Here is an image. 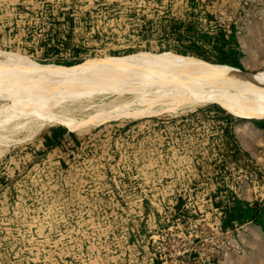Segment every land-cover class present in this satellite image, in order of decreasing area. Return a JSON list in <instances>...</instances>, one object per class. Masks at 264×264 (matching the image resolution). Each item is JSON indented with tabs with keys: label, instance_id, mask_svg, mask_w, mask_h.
I'll list each match as a JSON object with an SVG mask.
<instances>
[{
	"label": "rangeland",
	"instance_id": "rangeland-1",
	"mask_svg": "<svg viewBox=\"0 0 264 264\" xmlns=\"http://www.w3.org/2000/svg\"><path fill=\"white\" fill-rule=\"evenodd\" d=\"M245 41L264 44V0H0V60L12 64L0 73L28 59L113 69L145 54L253 71ZM122 72L92 83L114 85L99 107L71 111L80 133L37 116L0 140V264H264V119L169 104L175 76ZM73 83L54 98L38 83L2 89L0 120L31 95L60 113L85 94Z\"/></svg>",
	"mask_w": 264,
	"mask_h": 264
},
{
	"label": "bare ground",
	"instance_id": "bare-ground-1",
	"mask_svg": "<svg viewBox=\"0 0 264 264\" xmlns=\"http://www.w3.org/2000/svg\"><path fill=\"white\" fill-rule=\"evenodd\" d=\"M243 45H245L247 47L249 61H251L252 64H255L257 66L256 70L245 71V70H242L241 68H238L236 66H232L229 64H214V63L207 62L204 60H198V59L187 58V57H182V56H161V55H153V54H145L142 58H139V60H137V61H132V62L125 64V65L124 64L117 65L113 69H108L105 66L91 65L88 63H86V64L84 63V64H80V65H76V66H71V67L59 66V65H55V64L41 65V64L35 63L33 61L31 62L28 59V62L26 63V65L30 64L31 65L30 69L15 68L13 71H11L9 69L10 71H8V72L0 73V90H1L0 93H2V89L7 90V91L5 90V93L6 92L8 93L9 89H11V91H9L10 93L16 92L18 90V88L20 87V86L18 87L16 85L17 83H23V85H25L24 83H26L25 87L27 85H34L35 86L38 83L39 89H37V90H39V91L44 90L48 86L49 90L47 93L50 95H54L53 96V98H54V97H58L57 93H58L59 89L61 88V86L67 85L66 83H68V85H71V83H72V85H73L74 84L73 82H75V83H80V84L85 85L84 86L85 94H81L79 96H77V94H75V96L72 94L75 98L70 99V100L67 99V100H69V102H64L65 100L64 101L62 100V102H64L61 104L62 110L60 113H57V114L53 113L52 110L50 111V109H48L50 107L48 105V101H50L51 98L49 100L46 98L48 101L44 102V103H47L45 106H47V105L49 106L46 108H45L43 103L42 104H39V102L37 103V101L40 100V98L37 100L35 96H34L35 98L34 97L32 98V95H31V97L29 96L28 99L27 98H22L23 100L18 99L17 102L13 106V107H17V108L19 107L17 110H14L12 105H10L12 107V109L14 110L13 112H15L14 118H13V115L11 113L13 119L11 118L12 120H10V117H9L8 118L9 122H7L8 119L4 120L1 118V120H0V140L3 141L5 139H7L8 134H12L21 125L23 126L24 125L23 121H34L36 119H39L38 117H43V116H44V118H45V116L47 117L48 120L47 119L46 120L48 121V123L64 125V127L66 126L70 130L77 131L78 133H80L82 131L81 127L83 125H81V123L78 121V119H76L73 115L70 114L71 111H74V110L82 111V110H86V109L92 110V108L99 107V105L97 103H94V101H96L102 97L107 96L111 91L110 90H107V92L104 91L108 88V86H109L108 84H107L108 85L107 88L102 85L103 88H106V89L102 88V90L104 92H101L102 90L99 91L98 90L99 88L96 87L97 88L96 89L95 86L93 85V84H96L94 82L99 79L98 78L99 75L104 76V75L111 74V73L117 74V72H122V71L127 72V74L131 75V76L135 75V76L140 77V75H141L144 77L146 75L144 78L142 77V79L148 78L147 76H150V75H158V74L167 75L170 73V74H172V76H175L174 82H176V83L174 84V82H173V84H174L173 88L168 89L169 90L168 93L165 92L167 100L172 101L169 104H173V103L178 104V103H183V102H189L191 107H195L196 105H199L202 103H211V102L221 103L227 107L232 108L236 113H238L240 116H242L244 118H247V119H264V66H262V63H264V44H262V43L257 44L256 42L255 43L254 42L247 43L245 41L243 43ZM1 53H3V51ZM4 57H6V55ZM17 57H15V58H17ZM5 60H7V59L5 58ZM26 60H27V58H26ZM26 60H24V61H26ZM21 62H23V61H21ZM8 63H10V61L6 62V61L0 60L1 66L4 65V67H5V65H7ZM12 63H13V66H16V64H17L15 61H13ZM1 66H0V68H1ZM21 67H22V63H21ZM7 68H10V67H7ZM122 73H120V75ZM112 74L109 75V77H111V76L114 77L115 74L114 75H112ZM126 75H123L124 79H125V77L127 78ZM139 77H137V79ZM169 77H171V76H169ZM135 78L136 77H134V79ZM110 79H112V78H110ZM119 79H120V77H119ZM107 80H109V79H107ZM165 80H164V83H162V84H166V83L169 84V82H168L169 79H168V81H165ZM170 80H172V79H170ZM111 81H113V80H111ZM114 81H115V79H114ZM159 81H158V83H159ZM35 82H37V83L35 84ZM118 82L120 83L119 80H118ZM111 83H109L110 86L114 87V85ZM133 83H134V81H133ZM171 83H172V81H171ZM156 84H157V82H156ZM23 85H21V88ZM118 85H120V84H118ZM118 85L117 86L115 85V86L118 87ZM129 85H134V84H129ZM129 85H127V86H129ZM144 85L142 86L143 89H144ZM78 86L79 85H77V87ZM81 86L83 87V85H81ZM92 86H94L95 91H89L90 89H92ZM121 86H126V85H121ZM36 87L37 86H35V88ZM82 87H80V88H82ZM162 87H160V89ZM28 88H31V87H28ZM69 88L72 89L73 87H69ZM112 88H109V89H112ZM145 88H147V86ZM65 89L67 90L66 87H65ZM77 89L80 90L79 87ZM77 89H74V91ZM120 89H122V88L120 87ZM127 89H128V87H127ZM136 90L138 91V89H136ZM70 91L72 92V90H70ZM28 92H27V94H28ZM64 92L66 93V91H64ZM154 92H155V90H154ZM10 93H8V94H10ZM142 93H143V91H142ZM8 94L6 96H8ZM20 94H21V92H20ZM25 94L26 93L24 92L23 96ZM35 94H37V93H35ZM61 94H62V91H61ZM78 94H80V93H78ZM146 94H147V92H146ZM148 94H149V92H148ZM165 94L163 93V95H165ZM12 95H14V94H12ZM29 95H30V93H29ZM37 95L39 96V94H37ZM152 95H157V94L153 93ZM15 96H17V95L15 94ZM49 96H45V97H49ZM17 97H20V96H17ZM25 97H27V96H25ZM141 97L144 98L143 95ZM159 97H158V100L159 99L161 100V97L160 98ZM164 97H162V98H164ZM41 98H42V96H41ZM145 98H149V97H145ZM154 99H156V97ZM154 99H153V101H154ZM60 100H61V98H60ZM150 100H152V98ZM42 101H44L43 98L40 102H42ZM83 101L86 103L75 107L76 104H78L79 102H83ZM146 101L148 102L147 99H146ZM153 101H151V102H153ZM156 101H157V99H156ZM147 102L145 104H148ZM166 102H163V103L169 105ZM137 103H139V102L137 101ZM154 103L155 102H153V105H154ZM58 104L60 105V103H58ZM128 104L130 105V103H128ZM159 104H160V102H159ZM55 105L56 104H54V106ZM143 105H144V103H143ZM149 105H150V102H149ZM122 106H123V104H121L120 107L122 108ZM125 106H128V105H125ZM3 107H5V105ZM51 107H52V105H51ZM116 107L118 109L119 105ZM174 108H175V106H174ZM9 109H7V111ZM2 110L4 111V109H2ZM11 110H9V111H11ZM109 110L111 111V109H109ZM114 110H115V107H114ZM145 110H147L146 107H145L144 111ZM104 111L102 110V112H104ZM110 111H108V113ZM134 111L131 114H134ZM147 111H151V110L149 109ZM124 112H123V114H124ZM126 112H127V110H126ZM126 112L124 115H126ZM138 112H141V111H137L136 114H139ZM142 112H143V110H142ZM142 112H141V114H142ZM100 113H101V111H100ZM128 113H130V112H128ZM154 113L155 112H153V114ZM97 114L93 115V117L96 115V119L94 117L95 121L96 120L98 121V119H99ZM111 114L112 113H110V115ZM103 115H101V116H103ZM106 115H107V113H106ZM106 115H105V117H106L105 119H108V118L110 119V116L108 117ZM146 115H148V114L146 113ZM117 116L120 117L121 114H120V116L117 114ZM113 117H115V115ZM113 117H111V119ZM127 117H128V115H127ZM139 117H140V115H139ZM103 118L101 117V119H103ZM86 120H89V119H85V121ZM104 121L105 120L103 119V122ZM101 122H99V123H101Z\"/></svg>",
	"mask_w": 264,
	"mask_h": 264
},
{
	"label": "crops",
	"instance_id": "crops-1",
	"mask_svg": "<svg viewBox=\"0 0 264 264\" xmlns=\"http://www.w3.org/2000/svg\"><path fill=\"white\" fill-rule=\"evenodd\" d=\"M261 129H263V131H264V126H262Z\"/></svg>",
	"mask_w": 264,
	"mask_h": 264
},
{
	"label": "trees",
	"instance_id": "trees-1",
	"mask_svg": "<svg viewBox=\"0 0 264 264\" xmlns=\"http://www.w3.org/2000/svg\"><path fill=\"white\" fill-rule=\"evenodd\" d=\"M264 126V125H263ZM260 127H262V125H260Z\"/></svg>",
	"mask_w": 264,
	"mask_h": 264
}]
</instances>
